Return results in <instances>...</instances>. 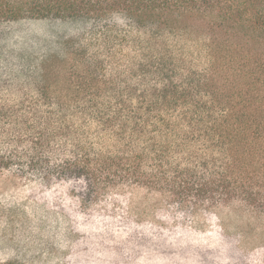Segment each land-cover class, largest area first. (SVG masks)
<instances>
[{
    "label": "trees",
    "instance_id": "obj_1",
    "mask_svg": "<svg viewBox=\"0 0 264 264\" xmlns=\"http://www.w3.org/2000/svg\"><path fill=\"white\" fill-rule=\"evenodd\" d=\"M42 23L65 25L37 65L58 80L0 83L1 171L68 183L85 210L141 188L185 217L264 216V0H0V42Z\"/></svg>",
    "mask_w": 264,
    "mask_h": 264
},
{
    "label": "rangeland",
    "instance_id": "obj_2",
    "mask_svg": "<svg viewBox=\"0 0 264 264\" xmlns=\"http://www.w3.org/2000/svg\"><path fill=\"white\" fill-rule=\"evenodd\" d=\"M64 26L22 25L13 42H0V83L39 81L45 73L58 80L52 67L37 65L49 55L61 57L56 53ZM103 223L115 232L104 243ZM73 229L76 234L67 235ZM147 229H161L168 239L156 243L136 237ZM113 247L116 254L111 255ZM7 259L34 264H102V259L108 264H264V216L225 207L185 217L170 211L158 193L141 188L109 191L85 210L68 183L0 170V261Z\"/></svg>",
    "mask_w": 264,
    "mask_h": 264
}]
</instances>
